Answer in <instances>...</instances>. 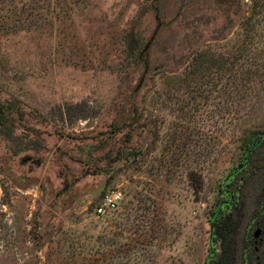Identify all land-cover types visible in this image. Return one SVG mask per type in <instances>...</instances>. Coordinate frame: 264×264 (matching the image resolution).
Here are the masks:
<instances>
[{"label": "rangeland", "instance_id": "1", "mask_svg": "<svg viewBox=\"0 0 264 264\" xmlns=\"http://www.w3.org/2000/svg\"><path fill=\"white\" fill-rule=\"evenodd\" d=\"M263 135L264 0H0V264H264Z\"/></svg>", "mask_w": 264, "mask_h": 264}, {"label": "trees", "instance_id": "2", "mask_svg": "<svg viewBox=\"0 0 264 264\" xmlns=\"http://www.w3.org/2000/svg\"><path fill=\"white\" fill-rule=\"evenodd\" d=\"M263 144H264V135L259 137L252 143V145L250 146V148L248 149L247 153L245 154V156L243 157L240 163L241 164L240 170L246 166L249 156L258 147L262 146ZM235 176H236V172L227 175L223 185L224 187L223 190L226 194V199L220 202V206L216 208V210L213 212L211 217V224H212L211 239L214 240L215 236H218L223 240V246H222L223 251L217 264H234L233 253H231L229 249L227 236L232 229V224L230 222L231 211L233 207H236L237 204L235 193L233 190L230 189V185L233 183ZM263 208H264V204L259 208V210L263 211ZM213 250L214 249H211V252H213Z\"/></svg>", "mask_w": 264, "mask_h": 264}, {"label": "built area", "instance_id": "3", "mask_svg": "<svg viewBox=\"0 0 264 264\" xmlns=\"http://www.w3.org/2000/svg\"><path fill=\"white\" fill-rule=\"evenodd\" d=\"M123 200L121 189H111L104 193L98 203L95 204V213L98 215H107L115 212Z\"/></svg>", "mask_w": 264, "mask_h": 264}, {"label": "flooded vegetation", "instance_id": "4", "mask_svg": "<svg viewBox=\"0 0 264 264\" xmlns=\"http://www.w3.org/2000/svg\"><path fill=\"white\" fill-rule=\"evenodd\" d=\"M260 230H261V232H260L259 236L255 237V234H254V237H255L256 240L260 239V241H264V230H262V229H260Z\"/></svg>", "mask_w": 264, "mask_h": 264}, {"label": "water", "instance_id": "5", "mask_svg": "<svg viewBox=\"0 0 264 264\" xmlns=\"http://www.w3.org/2000/svg\"><path fill=\"white\" fill-rule=\"evenodd\" d=\"M260 232H261V230H260V229H258V230L255 232V237H258V236H259V234H260Z\"/></svg>", "mask_w": 264, "mask_h": 264}]
</instances>
